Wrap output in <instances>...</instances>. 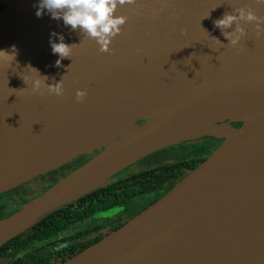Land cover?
<instances>
[{"label":"water","instance_id":"95a60500","mask_svg":"<svg viewBox=\"0 0 264 264\" xmlns=\"http://www.w3.org/2000/svg\"><path fill=\"white\" fill-rule=\"evenodd\" d=\"M35 5L36 0H0V194L79 156L96 154L0 220V248L143 158L210 136L221 139V144L170 191L63 264H264V25L238 21L244 34L233 46L212 23L240 8L264 17V4L259 0L118 4L114 14L126 19L107 51L59 19L46 13L37 18ZM50 31L73 44L70 57L61 59L60 66H55L57 55L50 51ZM40 75L47 77L46 84L58 81L62 94L50 92ZM34 81L41 82L35 90ZM144 84L183 92L196 84L205 95L204 107L215 105L221 114L231 107L246 116L212 119V132L185 130L179 118L162 114L178 104H197L189 93L175 94L162 105L165 96L145 94L127 101L110 99L99 107L114 90ZM78 89L85 93L80 99ZM220 93L225 98L218 103L208 97ZM94 100L91 109L98 111L109 103L132 110L121 124L112 118L88 131L85 117L74 116ZM224 120L242 124L235 128ZM222 128L228 131H219ZM94 131L92 142L85 143L86 134Z\"/></svg>","mask_w":264,"mask_h":264},{"label":"trees","instance_id":"16d2710c","mask_svg":"<svg viewBox=\"0 0 264 264\" xmlns=\"http://www.w3.org/2000/svg\"><path fill=\"white\" fill-rule=\"evenodd\" d=\"M221 141H218V144ZM217 143V142H214ZM217 144V145H218ZM209 148L215 149L214 145H209ZM178 150L177 147L167 148L156 153H153L145 158L144 160L139 161V164H150L152 162L156 164H160L161 166L152 170H146L140 173L138 176L134 178V180L139 177L144 176V180L151 175L156 176L154 181H147L148 191L155 192V196L152 201L147 203L145 206H149L157 201L160 197L165 195L168 191H170L183 177H185L188 173H182L181 168L185 167L189 164L188 170L189 172L196 168L201 162H203L209 155L204 154L203 157L197 159H190L188 162L185 160H180L174 164L164 165V158L173 151ZM93 155H82L78 158L72 160L71 162L60 166L59 168L49 171L46 174L39 175L36 178L21 184L11 190H8L2 194H0V220L7 218L13 213L17 212L21 207H23L26 203L34 198H25L27 189L24 186L28 185L31 190L38 193V196L43 194L50 187L55 185L61 179L65 178L68 174L76 170L78 167L89 161L94 157ZM171 172V173H170ZM186 174V175H185ZM179 175V176H178ZM150 179V178H149ZM115 177L110 180L109 183L115 182ZM108 183V184H109ZM39 184V185H38ZM106 184L103 187H100L85 196L81 197L77 202H73L67 204L49 214L41 218L38 222L33 225L32 228L27 230V232L22 235L14 238L6 245L0 248V264H33V258L35 255L33 252L39 251L42 247L45 246L46 242H51L54 240V237L57 233L65 231L70 227L80 228L82 224L80 221H84L86 219V213L84 209L86 207L85 204L81 202H85L87 199H91L92 209H108L115 205L116 201L120 200L119 194L125 192L122 191L120 193H116L112 196H107V194H102V192L106 190H110L113 188L121 189L122 185L125 186L123 181H117L111 187H108ZM125 190H128V187H124ZM130 191H135L136 188L130 187ZM43 192V193H42ZM36 196V197H38ZM35 197V198H36ZM115 198V199H114ZM79 207V209L76 208ZM145 208V207H143ZM142 208V209H143ZM93 240L91 243L97 241ZM86 245L78 247L72 255H77ZM27 255L28 257L22 261V256ZM71 255V256H72ZM72 256V257H73ZM71 258V257H70ZM66 262V261H65ZM63 264V263H62Z\"/></svg>","mask_w":264,"mask_h":264},{"label":"flooded vegetation","instance_id":"af4514ba","mask_svg":"<svg viewBox=\"0 0 264 264\" xmlns=\"http://www.w3.org/2000/svg\"><path fill=\"white\" fill-rule=\"evenodd\" d=\"M200 143L201 142H199V144ZM204 154L205 153L202 152L197 155L182 159L181 152H179V150H176L172 153H169L164 158L163 163L164 165L174 164L180 160H185L186 162H188V160L190 159L201 158ZM159 166L161 165L156 164L154 162L150 164H139L138 161L137 163L129 167V170L127 172L123 174L121 172L118 175H115L114 177L116 181L109 183L107 186L111 187L116 184L117 181H123L125 184L124 187H128V190H125L122 185L121 189L112 187V189L106 190L102 192V194L112 196L116 193L118 194L122 191H125L119 194L120 200L116 201L114 206L103 210L92 209L90 204L92 203L91 199H87L85 202H81L86 205L84 209V212L86 213V219L84 221H80L82 226L80 228L73 226L66 229L65 231L57 233L53 241L46 242L45 246L42 247L39 251L33 252V254L35 255V257L33 258V264H62L65 261L69 260L70 257L72 258V254L75 253L78 247L86 245L81 250L83 251L84 249L100 241L110 233L121 228L140 212L144 211L151 204L149 206L145 205L152 201L153 197L155 196L154 191L147 192V181H154L156 179V176L153 175V177H151L150 175L145 180L144 176L139 177L136 180H134V178L146 170L154 171L153 169ZM188 167L189 164L181 168L182 173H188ZM130 187L136 188V190L130 191ZM24 188L27 189L25 198H35L36 196H38V193L41 192V189H39V192H34V190H31L28 185L24 186ZM76 208L79 209L78 206H76ZM109 212L111 213L109 214ZM96 239L98 240L91 243L93 240ZM27 257V255H23L22 261L25 260Z\"/></svg>","mask_w":264,"mask_h":264},{"label":"clouds","instance_id":"9594fccd","mask_svg":"<svg viewBox=\"0 0 264 264\" xmlns=\"http://www.w3.org/2000/svg\"><path fill=\"white\" fill-rule=\"evenodd\" d=\"M132 3L134 0H36L34 14L39 18L42 13H46L51 19L61 20L62 24L67 26L70 31L79 30L82 36L93 39L101 51H107L111 38L118 34L120 26L126 19L114 14L116 6ZM259 3L264 4V0H259ZM238 21L255 23L257 27L264 25V17L257 16L250 8L247 10L240 8L235 15L223 13L212 23L215 28L221 31V35L227 40V43L235 46L238 45L244 34ZM228 29L231 31H226ZM48 44L51 53L57 55V59L54 61L55 66H60L61 59L70 57L73 44H66L61 33L50 31ZM41 77L44 78V84L50 92L56 95L62 94V86L58 81L53 86L51 83H45L47 77ZM40 83V81H34L33 89H38ZM83 95L85 93L82 90H76L77 99Z\"/></svg>","mask_w":264,"mask_h":264},{"label":"bare ground","instance_id":"6f19581e","mask_svg":"<svg viewBox=\"0 0 264 264\" xmlns=\"http://www.w3.org/2000/svg\"><path fill=\"white\" fill-rule=\"evenodd\" d=\"M143 86L144 87H139V88L131 87V88H127V89H124V88L123 89H116L113 92H111L114 95L113 97L106 96L105 98L100 100L99 107L101 105H106L110 99H114V100L119 99L122 101V99L125 98V101H127L129 99V97H132V98L142 97L145 94H149V95L154 94V97L157 95H159L161 97L165 96V98L161 102H159L160 103L159 105H162V104H165L175 94L189 93V94H191V97L194 98V100L197 104H187V103L180 104V105L178 104L176 106H172V107L168 108L167 110L163 111L162 115L164 117L169 116V117L179 118V120L181 121V126L183 127V129H185V130H197L198 132H206V131L212 132L215 128V126H212L209 124V121L212 119H220L222 117L235 118L237 116L246 115V113H242V112L238 111L237 109L232 110L231 107L226 108L222 112V114H221V112L215 110V109H217L215 107V105L211 106V108L204 107L203 99L205 98V95H204V93H202L200 91L201 87L199 85H196V84H191L190 87L186 88V90H188V92H183L180 89L178 90V89H175L171 86H165L163 84H152V85L151 84H144ZM128 93H130V94L128 95ZM208 97L216 103H218L219 98H225V96L222 95V93H220V95H218L216 97H214V96L210 97L209 95H208ZM96 101L97 100H94L93 102L88 104V106H86L85 108L80 109V113L76 114L74 116V117H76L77 115H81V116L85 117V119L82 118V121H85L88 124H90L88 129H87L88 131H90L91 129L93 131V127L96 128V126L98 129L101 125H105V124L109 123L108 121H110L112 118H113L114 124L116 122L121 124L123 121V120H121L123 115L126 113H129L130 110H132L131 107H129L127 105L124 106L121 103H117V104L109 103L107 105L108 107H105L101 111H98L97 109H91L95 105ZM223 108L224 107H220L218 110L223 109ZM245 108L248 109L249 106H246ZM72 119L73 118L68 119L67 121L70 122ZM74 122H76L75 119L72 123H74ZM128 123H129V127L133 125V122H128ZM109 127H111V125H109L108 128ZM219 131L225 132L228 130L225 128H222ZM223 132H220V133L223 134ZM94 133H95V131L93 133L86 134L85 143L90 142V141L92 142V138H93ZM75 136H77V134H75V133L73 134V132H72V137H75Z\"/></svg>","mask_w":264,"mask_h":264},{"label":"rangeland","instance_id":"374dc122","mask_svg":"<svg viewBox=\"0 0 264 264\" xmlns=\"http://www.w3.org/2000/svg\"><path fill=\"white\" fill-rule=\"evenodd\" d=\"M245 116L246 115H241V116H237L235 118L241 119ZM235 118H233V119H235ZM222 122L228 124L229 126H233V127L235 126V128L241 126V124H242L241 121L229 122L228 120H224ZM218 124H221V122H219ZM198 140H201V141H198ZM218 141L222 142V140L219 138H214V137H210V136H203V137L198 138L196 140L183 141L181 143H178L174 147L178 148L179 152H181L182 159H185L187 157H191V156L197 155V154L202 153V152H204L205 154H209V152L211 153L213 150H215L221 144V142L218 144ZM199 142H201V143L199 144ZM214 142H217V143H214ZM211 144L214 145L216 148L211 150V148H209V145H211ZM91 155H93V154H91ZM131 166H129V167H131ZM129 167L122 170L121 171L122 174L127 172L129 170ZM121 172H119V173H121ZM119 173H117L116 175H118Z\"/></svg>","mask_w":264,"mask_h":264}]
</instances>
